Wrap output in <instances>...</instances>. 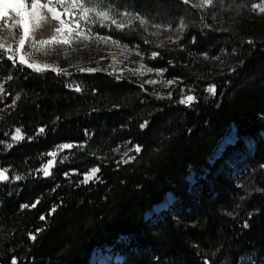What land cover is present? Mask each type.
<instances>
[{"label":"trees","instance_id":"16d2710c","mask_svg":"<svg viewBox=\"0 0 264 264\" xmlns=\"http://www.w3.org/2000/svg\"><path fill=\"white\" fill-rule=\"evenodd\" d=\"M115 1L145 16L149 30L184 21L175 40L159 45L145 43L147 30L135 21L109 33L137 50L128 65L141 61L160 75L79 71L96 64L79 66L70 55L57 62L70 75L0 60V169L9 176L0 182V264H90L106 247L122 255L120 264H237L251 250L264 259V13L252 9L260 0H215L204 9ZM167 80L176 83L163 86ZM185 95L196 100L185 106ZM230 125L236 142L209 164ZM17 127L19 142L11 138ZM62 143L74 147L44 176L45 154ZM93 167L98 179L80 183ZM166 193L174 202L145 216Z\"/></svg>","mask_w":264,"mask_h":264},{"label":"snow or ice","instance_id":"6c2138e0","mask_svg":"<svg viewBox=\"0 0 264 264\" xmlns=\"http://www.w3.org/2000/svg\"><path fill=\"white\" fill-rule=\"evenodd\" d=\"M186 5L191 4L193 8L204 9L207 7L214 6L215 0H196L193 3V0H182ZM223 3V0H221ZM252 9L254 11L258 10L259 13H264V0H261V3H253ZM51 17L52 20L58 23V26L55 27L51 34L46 38H37V33L39 30L43 29L44 22ZM116 16L126 18V20H117ZM67 17V19L62 18ZM138 22L139 26L145 31L150 21L139 12L132 11H123L113 14V9L111 6H105L103 0H0V60H3L4 57H7V60L12 62L13 66L19 65L26 66L29 69H32L35 72H44V71H53L57 74L70 75L67 69L60 68L55 65V63H40L34 57L36 55L47 56L50 51H55L56 48L64 50V55H68V49L76 50V45L83 44L84 47H87L89 43L93 40L104 43L105 45L111 43L117 47H121L120 41L113 40L111 36L100 35L99 32L93 30V25H98L100 28H111L115 26L118 30H124L125 28H131L133 23ZM153 27L160 28L162 25L153 24ZM170 27V26H169ZM186 25L184 21H180V26L176 31H182ZM155 35V33H152ZM9 39L15 42V48H13L12 43H9ZM147 43V41H145ZM249 43H252L249 41ZM27 46V50H26ZM124 49H127V45L122 46ZM140 55V53H137ZM152 57L159 55L157 52L151 53ZM127 58V57H126ZM115 59V57H113ZM79 71H89L94 72L98 69L96 68H79ZM133 74H139L141 76L145 75V72L156 71L157 75H160L164 70H154L152 68L146 67L143 63L139 65V68L133 69ZM8 80H11L12 77L9 75ZM144 83L155 84V80H147ZM166 85H172L176 83L175 80L164 81ZM143 88V83L141 84ZM76 91H80V87L77 86ZM183 91V89L181 90ZM212 95L216 94L215 85H210L207 89ZM5 92L4 84L0 83V94ZM171 93H169V97ZM20 97L17 95L10 107H14L16 100ZM196 100V97L193 95H185L180 100L179 103H192ZM0 119H3L0 116ZM147 121L140 125L141 128L147 126ZM39 133L44 132V128H40ZM5 135H8L5 133ZM12 140L19 142L25 139L22 134L21 128L17 127L14 134L12 135ZM31 139V137H29ZM3 143V141H0ZM6 147L11 148L12 144H7ZM73 144H61L58 145L56 150L46 153L48 157H51L43 165L41 171L44 176L51 175L50 169L54 166L56 162V157L59 152L65 149L73 148ZM119 149H114L118 151ZM134 150L139 153L141 148L139 145H136ZM132 151V149H129ZM127 152L124 153L127 156ZM67 157L61 159V163L66 160ZM135 159V157H129V160ZM129 160H123L124 163H128ZM100 171L99 167H93L87 170L83 174V180L80 183L87 184L92 179H98L97 173ZM8 169H0V182L8 181ZM68 173H65L67 176ZM15 180H20V176H15ZM55 189H53L54 191ZM39 203L37 200L31 205V207H36ZM24 208L30 207V205H23ZM55 211V208L52 209ZM41 220H44L45 217L41 216ZM247 227V224H245ZM39 231V230H37ZM35 235H31V239L35 240ZM11 264H17L15 258L12 259Z\"/></svg>","mask_w":264,"mask_h":264},{"label":"rangeland","instance_id":"374dc122","mask_svg":"<svg viewBox=\"0 0 264 264\" xmlns=\"http://www.w3.org/2000/svg\"><path fill=\"white\" fill-rule=\"evenodd\" d=\"M196 0H193V3H195ZM103 3L105 6H111L113 9V14L115 15L117 12H123V11H130L128 8L121 7V5H117L118 2L115 0H103ZM261 3V0L260 2ZM258 3V4H259ZM50 17V16H49ZM67 19V17H62ZM117 20H126V18L116 16ZM51 23L49 26L51 28H55L58 26V23L54 20L51 19ZM163 27L156 28L151 26V29H147L146 33L147 35L145 36L148 43H151L153 45H159L163 41H173L176 39V37L181 33V31H176V29L179 28L180 25H177L175 27H169L167 25H162ZM93 30L96 32H99L100 35L103 36H110L109 33L114 32L115 30H118L115 28V26H112L110 29L109 28H100L98 25H93ZM152 33H155V35H152ZM113 39V38H112ZM115 40V39H113ZM9 43H12V40L9 39ZM121 47H117L116 45H113L111 43L105 45L102 42L93 40L91 43L88 44L87 47H84L83 44L76 45V50L73 51L72 49H68V55H64V50L60 48H56L55 51H50L47 56H44L42 54L36 55L34 58L37 59L40 63H55L56 66L59 67L57 62L63 61V60H68V56L70 55V59H72L77 65L82 66L86 63H91V64H96V69H103L107 70L110 73H120L124 70H128L133 74V69L139 68V65L143 62L139 61L134 63V65H128L130 63V55L136 54L137 50L134 48H129L124 49L121 44ZM115 57V59H113ZM127 57V58H126ZM215 63L217 64L218 67H221L223 64L220 62V59H215ZM103 62H104V67H103ZM133 64V63H131ZM144 64V63H143ZM145 65V64H144ZM103 67V68H102ZM146 67H148L146 65ZM86 68L87 67H82ZM92 68V67H88ZM95 68V67H94ZM149 68V67H148ZM154 69V68H152ZM158 70V69H154ZM89 72V71H86ZM149 73V72H145ZM157 74L156 71L150 72ZM139 75V74H135ZM158 82V80L153 79ZM163 86H166V84H162ZM77 86L71 88L73 90L76 89ZM76 91V90H75ZM181 99V98H180ZM179 99V100H180ZM237 136L235 132V128L233 125H230L228 129L222 134L221 138L218 141L217 147L213 152V155L209 159V164H212L214 159H216L218 156L221 155L222 151L224 149L236 142ZM66 144V143H62ZM70 144V143H68ZM61 145V144H59ZM58 146V145H57ZM57 146H55L51 151L56 150ZM253 143L251 141L246 142V150L250 153L253 150ZM68 150V149H65ZM63 150V151H65ZM50 151V152H51ZM63 151L59 152L61 154ZM51 159V157L47 156V161ZM233 160L240 161V158H234ZM44 163V164H45ZM234 163V162H232ZM43 164V165H44ZM43 165L41 166V169L43 168ZM240 169V168H239ZM205 171V170H204ZM239 170L235 169V165L233 166V173H238ZM189 184H193L196 181V176L193 171H188L187 176H186ZM175 200V197L171 193H166L163 197V200L156 204L155 206L152 207L151 212H147L145 216L149 217L151 214H158L162 210L168 208ZM95 252L91 256V259H89L90 264H120L123 260L122 255L117 253L116 251L111 252L110 247H106L104 251L101 250H94ZM237 264H264V259H261L259 257H256V253L254 250H251L249 254L244 255L240 258Z\"/></svg>","mask_w":264,"mask_h":264},{"label":"bare ground","instance_id":"6f19581e","mask_svg":"<svg viewBox=\"0 0 264 264\" xmlns=\"http://www.w3.org/2000/svg\"><path fill=\"white\" fill-rule=\"evenodd\" d=\"M50 23H51V20H50V17H48V19L44 22L43 29L38 31L37 38H46L47 36L51 34L53 28L49 26Z\"/></svg>","mask_w":264,"mask_h":264},{"label":"built area","instance_id":"2783aa9c","mask_svg":"<svg viewBox=\"0 0 264 264\" xmlns=\"http://www.w3.org/2000/svg\"><path fill=\"white\" fill-rule=\"evenodd\" d=\"M188 104V103H185V105Z\"/></svg>","mask_w":264,"mask_h":264}]
</instances>
